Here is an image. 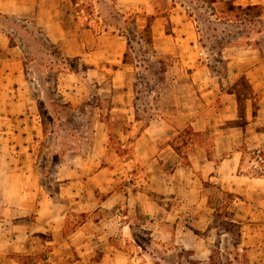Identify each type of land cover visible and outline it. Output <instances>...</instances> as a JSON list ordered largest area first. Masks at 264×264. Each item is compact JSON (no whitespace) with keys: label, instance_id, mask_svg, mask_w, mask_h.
Instances as JSON below:
<instances>
[{"label":"rangeland","instance_id":"obj_1","mask_svg":"<svg viewBox=\"0 0 264 264\" xmlns=\"http://www.w3.org/2000/svg\"><path fill=\"white\" fill-rule=\"evenodd\" d=\"M75 1L72 58L47 40L33 18L0 15V215L15 172L54 175L58 166L69 164L71 156L73 162L76 152L84 153L105 132V159L93 166L112 170L119 185L132 172L137 187L144 175L132 149L141 132L138 127L142 130L150 119L155 124L167 123L180 105L183 89L172 80L185 74L176 54L154 49L152 31L170 36L176 31H193L199 61L208 67L215 89L223 91L222 99L210 105L212 114L216 116L222 106L232 110L233 101L226 94H234V122L244 159L238 172L264 175V119L257 131L246 127L250 123L247 110L261 108L259 76L251 83L246 72L264 64V9L258 17L253 11L229 10L228 0ZM233 3L264 5V0ZM147 23L150 32L143 31ZM102 34L124 36L125 57L117 51L98 50L96 37ZM243 78L246 86L240 84ZM60 80L70 85L66 91L72 89V105ZM132 113L139 120L136 128L131 127ZM99 122L106 124L104 131ZM181 136L185 148L190 142L210 138L208 131L196 137L190 128ZM250 142L258 146L247 149ZM205 194L218 239L209 260L202 264H250L251 249L259 246L264 250V216L257 197L235 195L220 184L212 185ZM263 260L256 262L264 264Z\"/></svg>","mask_w":264,"mask_h":264},{"label":"crops","instance_id":"obj_2","mask_svg":"<svg viewBox=\"0 0 264 264\" xmlns=\"http://www.w3.org/2000/svg\"><path fill=\"white\" fill-rule=\"evenodd\" d=\"M0 15L33 18L47 40L72 58V0H0ZM96 38L98 50L123 56L124 36ZM152 40L154 49L179 57L178 67L185 74L172 80L183 89L167 123L150 119L142 130L138 127L132 149L144 175L137 187L132 172L119 185L112 170L93 166L105 159L107 132L84 153L76 152L73 162L71 156L69 164L58 166L50 178L46 173L34 177L29 170L13 172L0 215V264H202L218 239L205 196L216 184L235 195L257 197L264 216V175L238 172L244 159L236 135L234 94H226L232 110L222 106L214 116L210 105L222 99L223 91L215 89L208 67L199 61L193 31H176L174 36L152 31ZM256 74L261 108L247 110L251 131L263 125L264 64L246 72V78L254 83ZM60 82L72 105V89L66 91L70 85ZM131 116L136 128L139 120L135 113ZM99 123L104 131L106 124ZM187 128L196 137L208 131L210 138L190 140L185 148L181 134ZM248 258L250 264L264 259V250L256 246Z\"/></svg>","mask_w":264,"mask_h":264},{"label":"trees","instance_id":"obj_3","mask_svg":"<svg viewBox=\"0 0 264 264\" xmlns=\"http://www.w3.org/2000/svg\"><path fill=\"white\" fill-rule=\"evenodd\" d=\"M74 3L76 4L77 2L75 0H73ZM235 0H228L226 1V4L228 5V9L229 10H236V11H239V12H251L253 11L255 14H257L258 17H261V14H262V11L264 9V5H261V4H255V5H246V6H242V5H235L233 2ZM143 31H148L150 32V25L147 23L146 26L144 27ZM125 57V54L123 55ZM123 62H125V60L123 59ZM246 79L243 78L240 82L241 85H245L246 86ZM236 85L237 82H236ZM235 85V86H236ZM236 96H237V93H236ZM239 97V96H237ZM234 224V223H233Z\"/></svg>","mask_w":264,"mask_h":264}]
</instances>
